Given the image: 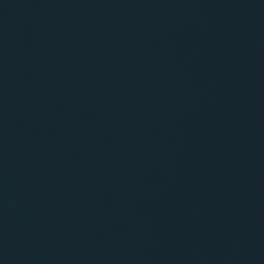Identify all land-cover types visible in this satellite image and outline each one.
I'll return each instance as SVG.
<instances>
[{
	"label": "water",
	"instance_id": "95a60500",
	"mask_svg": "<svg viewBox=\"0 0 264 264\" xmlns=\"http://www.w3.org/2000/svg\"><path fill=\"white\" fill-rule=\"evenodd\" d=\"M0 264H264V0H0Z\"/></svg>",
	"mask_w": 264,
	"mask_h": 264
}]
</instances>
